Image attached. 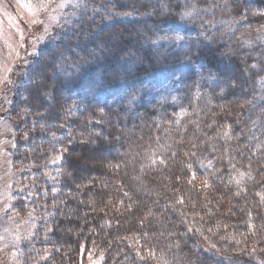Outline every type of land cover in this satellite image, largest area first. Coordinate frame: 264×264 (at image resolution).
<instances>
[{
  "label": "trees",
  "instance_id": "trees-1",
  "mask_svg": "<svg viewBox=\"0 0 264 264\" xmlns=\"http://www.w3.org/2000/svg\"><path fill=\"white\" fill-rule=\"evenodd\" d=\"M83 1L8 111L24 264H264V0Z\"/></svg>",
  "mask_w": 264,
  "mask_h": 264
},
{
  "label": "rangeland",
  "instance_id": "rangeland-1",
  "mask_svg": "<svg viewBox=\"0 0 264 264\" xmlns=\"http://www.w3.org/2000/svg\"><path fill=\"white\" fill-rule=\"evenodd\" d=\"M41 2L42 0H0V77L7 76L6 81L0 82V264L26 262L27 256L22 251V245L31 238L36 223L32 211L17 212L14 209L16 196L22 189L16 182L18 173L12 165L15 137L8 114L15 88L23 81L29 65L38 56L31 53H40L44 46L53 41L57 30L63 29L85 12L83 6L77 8L71 2L63 9L56 7L61 0H54L47 10L36 12L37 5ZM83 3L81 0V4ZM25 5L32 7L35 15ZM52 16L57 17L56 22L50 19ZM36 19L43 23H33ZM45 26L49 28L47 33L44 31ZM41 36L44 37L43 40L38 39ZM249 40L264 43V28L249 37ZM249 249L256 250L254 246ZM82 255L84 259L80 264L102 262L101 256L91 249L82 252ZM252 258L264 263V256L260 257L257 253Z\"/></svg>",
  "mask_w": 264,
  "mask_h": 264
},
{
  "label": "snow or ice",
  "instance_id": "snow-or-ice-1",
  "mask_svg": "<svg viewBox=\"0 0 264 264\" xmlns=\"http://www.w3.org/2000/svg\"><path fill=\"white\" fill-rule=\"evenodd\" d=\"M53 2H54V0H42V2L39 3V4L37 5L36 12H39L40 10H47V9L49 8V5L52 4ZM70 2L73 3L74 6L77 7V8H79V7L82 6V4H81V0H61V2H60L58 5H56V7L63 9V8L66 7V6L68 5V3H70ZM25 7L28 8V11H29L30 13H32V14L35 15V13L33 12L32 7H30V6H28V5H25ZM195 11H196V9H195V7H193L192 11H186V12H183V13H182V16H183V17H190V16L193 15V13H194ZM73 15H75V14L73 13ZM50 19H51L52 21H54V22L57 21V17H55V16L50 17ZM33 23H43V21H40L39 19H36V20H33ZM44 31H45V33H47V32L49 31V28H48L47 26H45ZM22 39H23V33H22V31H21V40H22ZM38 39L43 40L44 37L41 36V37H39ZM176 39H183V37L177 36ZM22 46H23V45H21V47H22ZM33 48H35V42L33 43ZM31 54L39 55V53H36V52H33V53H31ZM17 55H19V54L17 53ZM6 71H9V72H10L11 69H6ZM6 80H7V76L0 77V82L6 81ZM8 82L11 83V81H8ZM53 135H54V134H53ZM60 158H61V157L58 156V157H55L54 159H60Z\"/></svg>",
  "mask_w": 264,
  "mask_h": 264
}]
</instances>
